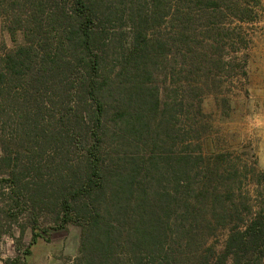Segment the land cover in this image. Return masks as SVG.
Returning a JSON list of instances; mask_svg holds the SVG:
<instances>
[{"label":"trees","instance_id":"trees-1","mask_svg":"<svg viewBox=\"0 0 264 264\" xmlns=\"http://www.w3.org/2000/svg\"><path fill=\"white\" fill-rule=\"evenodd\" d=\"M202 6L254 19L248 0H0L24 36L0 55V121L14 130L0 195L5 216L29 218L31 245L50 216L81 228L70 264H264V206L242 209L231 186L208 196L182 100L158 82L161 63L185 64ZM213 221L228 231L219 251L196 242Z\"/></svg>","mask_w":264,"mask_h":264},{"label":"rangeland","instance_id":"rangeland-1","mask_svg":"<svg viewBox=\"0 0 264 264\" xmlns=\"http://www.w3.org/2000/svg\"><path fill=\"white\" fill-rule=\"evenodd\" d=\"M258 1L256 5L248 0L254 19L243 21L232 15L215 18L206 7L198 8L185 64L180 57L175 68L166 62L158 68V82L183 103L181 141L193 155H202L200 177L204 182L215 179L208 196L215 184L224 195L226 187L231 186L232 195L243 204L241 208L248 205L253 212L264 206V0ZM240 2L245 4L247 0ZM5 24V17L0 15V55L24 42L22 32H17L14 39ZM170 30L168 21L161 32L169 34ZM166 74L171 76L167 80ZM1 121L0 156L13 144L14 131L12 120L4 125ZM5 171L1 165L0 179L7 177ZM5 186L3 191L8 190V184ZM7 207L6 195L2 194L0 264H70L79 254L80 226L71 223L54 229L52 218L43 216L40 225L48 231L31 245L29 218L23 214L18 221L11 220L5 216ZM200 233L197 244L219 251L228 231L213 221L201 226ZM28 246L31 254L25 255Z\"/></svg>","mask_w":264,"mask_h":264}]
</instances>
